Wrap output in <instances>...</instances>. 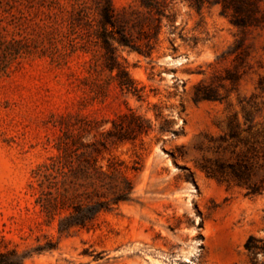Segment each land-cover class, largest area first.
<instances>
[{"label": "rangeland", "instance_id": "374dc122", "mask_svg": "<svg viewBox=\"0 0 264 264\" xmlns=\"http://www.w3.org/2000/svg\"><path fill=\"white\" fill-rule=\"evenodd\" d=\"M111 1L118 14L140 9V0ZM168 1L174 27L163 20L153 54L120 53L143 88L138 100L112 82L98 94L108 74L89 65L100 63L97 46L71 51L76 0H0V251L16 249L23 264H264L263 253L253 260L244 249L249 236L264 242V193L248 195L198 167L234 162L229 144L249 157L257 141L263 154L264 0H210L200 10ZM198 87L214 99L195 101ZM128 108L153 130L108 145L97 167L128 177L132 201L102 212L90 229L58 234L37 202L42 166L79 128L83 142L103 140ZM158 113L177 135L158 131ZM232 118L242 141L222 143Z\"/></svg>", "mask_w": 264, "mask_h": 264}, {"label": "trees", "instance_id": "16d2710c", "mask_svg": "<svg viewBox=\"0 0 264 264\" xmlns=\"http://www.w3.org/2000/svg\"><path fill=\"white\" fill-rule=\"evenodd\" d=\"M172 1V0H170ZM197 10L211 4L210 0H188ZM168 0H140V9L116 13L111 0H76V9L68 22V36L72 52L88 53L90 45L98 47L99 60L89 63L92 72L98 75L106 72L108 77L100 80L98 94L105 96L110 83L122 94H131L138 100L143 99V88L138 87L122 63V51L135 52L150 57L159 44L163 20L174 27V16L168 13ZM172 51L176 48L171 44ZM90 59L89 62H91ZM214 96L208 91L196 88L194 100H211ZM160 119V133L178 131L172 129V121L156 114ZM229 122L228 133L219 137L223 142L240 139ZM111 127L105 131L103 140L83 142L84 128H79L70 143L60 149V154L50 158V162L42 166L38 174L39 186H45L37 199L46 222L56 219V229L60 235H68L73 231L90 229L98 216L122 203L130 202L133 193L131 180L118 168L110 167L101 170L97 167L98 155L108 145L134 142L153 130L151 122L128 108L110 121ZM98 125V124H97ZM100 126V125H98ZM97 126V127H98ZM233 148L234 162L225 163L217 158L213 161L204 159L198 167L209 177L218 180L233 179L246 186L248 195L264 193V175L257 182L249 183L252 175L264 172V148L261 154L259 142H253L249 149L251 156L242 151H235L238 144H229ZM221 147L216 148V152ZM244 249L256 259L258 253L264 254V242L249 236ZM24 255L16 249L0 251V264H23Z\"/></svg>", "mask_w": 264, "mask_h": 264}]
</instances>
